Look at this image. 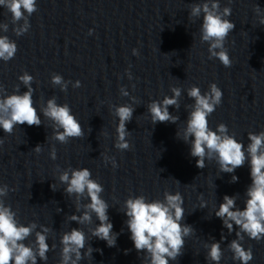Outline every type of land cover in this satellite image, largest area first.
Returning a JSON list of instances; mask_svg holds the SVG:
<instances>
[{
  "label": "clouds",
  "instance_id": "obj_1",
  "mask_svg": "<svg viewBox=\"0 0 264 264\" xmlns=\"http://www.w3.org/2000/svg\"><path fill=\"white\" fill-rule=\"evenodd\" d=\"M228 2L231 4L232 0ZM0 6L11 14L12 31L17 37L29 31L31 27L29 17L38 11L37 0H0ZM254 11L259 16V24L264 25V16L260 15L259 5ZM231 14V7L221 9L220 0L193 3L188 13V18L193 23L202 17L199 29L200 43L208 44V59H218L225 68H231L233 64L225 47L229 34L236 27L229 19ZM21 21L23 23H20ZM8 30V23H0V32L7 33ZM92 32L93 30L89 29V35H92ZM192 35L194 42V34ZM17 51L18 47L14 40L7 35H0V61L7 63L14 59ZM132 52L133 55H139L135 48ZM126 75L129 80L133 78L130 70L126 69ZM18 80L25 86L26 91L21 93L20 84H17L14 91L8 94L4 85L0 84V129L3 133L11 135L16 126L25 124L29 127H39L43 123L42 114L43 118L50 121L52 128V135L47 136V140L67 144L70 139L84 138V128L67 103L58 104L57 98L53 96L46 104L42 103L38 110L33 100L34 77L25 71ZM70 83L72 82L66 81L60 74L51 75V84L54 87L58 86L62 92H67ZM72 87H81V82L77 80L72 83ZM119 91L122 96H129L125 87H121ZM170 91L171 96L165 95L162 100H151L147 105V113L154 126L157 123L177 124L180 119L179 116L173 115L169 108L179 109L182 89L171 86ZM186 93L194 103L185 106L188 110L185 126L177 129L176 137L190 145V156L196 159V167L204 169L206 160L215 161L220 174H233L246 163L249 165L251 183L245 191L244 208L241 210L237 207L238 194L225 195L223 202L214 211V215L222 221L229 234L236 229V239L228 244V249L233 253V260L239 261L240 264H249L254 255L251 247L247 249L243 247L245 236L257 242L264 239V131L248 132L247 139L250 142L245 147L243 142L235 138L234 133L229 134L226 124H218L215 130L210 127L208 118L221 105L223 98V91L216 83H211L206 92L202 93L198 86L193 85ZM131 100L132 104L110 105L112 114L118 118L114 147L120 151H128L133 147L128 139L131 132L126 127L133 119L135 111L133 104L137 102L134 96ZM3 143L4 140L0 139V146ZM32 150L39 154L43 149L38 144ZM49 155L52 160H56L54 144ZM100 155L105 165L111 163L113 168L118 167L115 157H109L106 153ZM56 171L59 173V183L65 186L64 194L74 198L75 213H80L69 215L68 220L78 225L90 226L95 216L99 223L89 227L91 237L105 241L109 248L116 247L117 238L121 233L113 232V224L108 215L110 206L102 198L105 191L103 185L92 178V172L87 167L60 170L57 165ZM238 180L239 177L233 174L229 182L236 183ZM175 181L180 184L178 180ZM50 187L52 191H57L56 183ZM10 191L14 192L16 189H10L7 184H0V264H37L38 259L47 262V253L56 248L55 244L50 246L48 243L52 229L43 224L38 225L35 221L28 223L27 226L20 223L17 211L5 203L4 198ZM163 197V200H148L144 195H129L123 203V210L120 211L127 217L125 224L135 250L137 253H143L142 264H170V261H177L184 254L186 238L195 234V229L191 225L183 223L185 209L182 194L179 191L171 193L165 190ZM198 199L201 200L200 209L206 208L207 202L203 200L202 195ZM57 211L61 212L62 209L58 208ZM33 234L34 241L25 243ZM225 239L222 233L221 241ZM89 241L80 227L62 233L58 264H80L85 259L93 260L94 251L102 254V250L94 249ZM221 241L213 239L210 244H204L207 249L205 257L207 261L220 264L223 257ZM128 251L130 250H126V254Z\"/></svg>",
  "mask_w": 264,
  "mask_h": 264
}]
</instances>
